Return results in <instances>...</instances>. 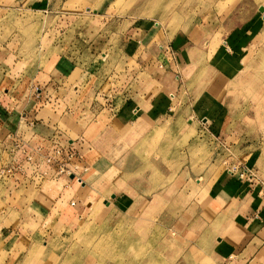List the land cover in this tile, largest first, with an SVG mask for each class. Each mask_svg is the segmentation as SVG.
Wrapping results in <instances>:
<instances>
[{
	"label": "rangeland",
	"instance_id": "rangeland-1",
	"mask_svg": "<svg viewBox=\"0 0 264 264\" xmlns=\"http://www.w3.org/2000/svg\"><path fill=\"white\" fill-rule=\"evenodd\" d=\"M35 1L34 13L21 2L10 5L0 0V80L13 79L29 65L52 61L70 50L78 56L81 65L73 77L78 78L79 92L62 91L63 98L57 102V111L69 104L74 115L58 113L64 115L59 125L66 132L64 142L68 138L91 141L92 153L102 159L100 167L107 172L95 181L99 195L91 190L92 211L80 221L75 217V234L66 235L58 215L49 218L52 214H45L47 232L54 235L50 249L58 252L48 263L38 254L36 264H213L203 252L209 246L207 241L197 245L172 239L169 220L177 215L163 207L156 193L177 173H184L200 177L203 184L224 176L233 178L242 199L249 192L264 195V0ZM41 6L45 12L38 9ZM144 33L152 36L146 54L157 50L154 46L150 50L153 43L170 42L172 50V43L183 36L198 48L180 58L179 71L174 73L177 86L183 85L182 100H170L158 127L130 141L124 137L123 126L115 123L116 112L103 111L110 102L119 106L112 93L116 88L127 90L130 102L124 106L128 111L135 106L130 100L134 93L150 86L152 93L156 87L160 90L161 82L149 84V80L170 73L163 63L154 67V63L147 65V56L139 61L138 55L132 56ZM167 58L172 61L171 56ZM4 68H9L7 76ZM108 76L112 78L107 80ZM99 92L107 95L105 104ZM232 132H237V138L230 139ZM96 158H83L85 165L81 166L90 169L80 167L78 176L90 172V162ZM80 179L60 181L76 186L72 192L83 195L86 190L87 194L90 189H84L86 184ZM56 185L48 182L44 187L54 189ZM40 186L39 182L34 189ZM2 187L0 193L5 192ZM129 188L135 192L143 189L149 201L143 212L120 215L107 208L114 199V194L109 197L110 191L118 197ZM78 206L81 215L87 208L84 202ZM256 229L258 226L252 230ZM185 232L181 228L177 234L184 237ZM218 240L213 237V244ZM23 248L20 245L17 253ZM28 252L32 255H22L21 264L37 254ZM217 264H240V258ZM256 264H264V260Z\"/></svg>",
	"mask_w": 264,
	"mask_h": 264
},
{
	"label": "crops",
	"instance_id": "crops-1",
	"mask_svg": "<svg viewBox=\"0 0 264 264\" xmlns=\"http://www.w3.org/2000/svg\"><path fill=\"white\" fill-rule=\"evenodd\" d=\"M7 1L10 5L16 1L21 2L24 8L28 6V9H36L35 0H32V3L29 0ZM43 7L38 9L45 12ZM139 40V46L132 56L138 55V61L141 57L147 56L146 61H149L147 65L154 63V67L156 63H163L165 67L169 68L170 73L163 74L162 72L156 79L149 80V84H155L154 81L161 82L160 90L156 87V91L152 93V86H150L149 89L143 88L144 91H141V88L138 93H134L130 100L135 106L129 107L128 111L124 106L129 105L126 102L130 98V94H126L127 90L124 87L116 88L112 93L114 98H117L119 106L116 108L114 103L110 102L111 105L103 111L116 112L115 123L123 126L124 137L130 141L137 139L150 129L158 127L157 121L164 116L170 100L177 97L182 100L181 87L183 85L177 86L178 81L174 79V73L179 71L180 58L185 55L189 57L198 48L183 36L172 43V50L170 42L166 45L153 43L150 50L153 49V46L157 50L154 53L146 54V48L152 43V36L144 33ZM141 47L142 50L139 53ZM180 49L182 53H178ZM72 54L73 52L70 50L56 56L52 61L41 63L40 60L39 64L29 65L21 71L22 73L16 74L15 78L0 80V185L5 190L4 193H0V264H21L22 255L28 253L32 255L28 249L37 252V254L34 253V260H28L27 264H36L38 254L40 257L44 255L45 261L43 262H47L53 254L57 255V249H50L54 242V235L50 234V231L47 232L46 219L55 214L58 215L62 221L59 225L65 230L66 235L75 234L76 230L72 227L77 224L75 217L77 216V221H80L81 216L92 211L94 207L89 200L91 190L94 189L96 192L97 183L95 181L101 179V176L105 175L103 173H107L100 167L102 159L97 160L95 153H92L91 141L78 140L76 142L68 138L64 142L63 139L66 132L60 127L59 120L64 115H58V113H71L72 115L74 113L69 108V104L60 112L57 111V102L63 98L62 91L79 92V85L76 83L78 78L75 79L73 76L81 64L78 56ZM168 55L171 56L172 61L168 60ZM147 68L149 67L147 66ZM8 70L9 68H4V76L9 74ZM82 74L80 73L78 77L80 78ZM110 78L112 76H108L107 80ZM37 87L40 91L36 92ZM100 94H102L100 99L103 103L108 100L105 98L107 95L101 92L97 95ZM145 96H149V99L142 100ZM156 101L159 104L154 108V105L157 104ZM124 110L127 112L126 114H124ZM236 134L237 132H232L230 139L237 138ZM59 146L64 149V154L59 156V159L66 160V166L73 170V174H58L55 166L45 163V156L54 154L55 149ZM67 150H71L73 153L69 160L65 159ZM27 155L32 156L30 161L27 160ZM83 158L96 159L90 162L93 164L90 172L85 176H78L81 172L80 167L87 171L90 169L81 166L85 165ZM44 168L47 170L48 176L39 181L42 188L35 190L34 186L39 184L37 174ZM227 174L231 175V173ZM184 175V173H177L167 186L156 193V198L163 207L167 206L171 215H177V218L169 220L172 225L169 229L173 232L172 239H187L192 243L197 242V245L201 240L207 241L209 246L203 249V252L208 254L207 257L213 264L233 257L240 258V264H256L264 260V195L254 196L252 192H249L245 195L246 198L242 199L237 193L241 188L233 178L224 176V178H218L216 182L203 184L200 177ZM12 177L16 178L17 183L12 181ZM80 177L86 184L84 189L88 187L90 189L87 194H85L86 190L83 191V195H80L78 190L72 192L76 186L65 185L60 181V179L66 181L65 178H67L69 181L76 182L75 180ZM48 182L57 184L56 188H45L44 184ZM235 189L236 191H234ZM142 191L143 189L139 188V191L135 192L134 189L129 188L120 192L118 197L117 194L110 191L108 195L110 197L111 194H114L111 197L114 199L107 203L109 206L107 208L120 215L139 214L143 212V208H146L149 202ZM96 195L99 193L96 192ZM81 196H83V200L79 199ZM39 197L42 198L39 199ZM82 202L87 209L80 215L81 207L78 205L81 206ZM136 206H139L138 211H134ZM48 213L52 215L46 217ZM182 224L185 227L181 226ZM254 226H258V229L252 230ZM181 228L186 231L183 234L186 235L184 237L177 234ZM64 232L60 234L61 237L65 234ZM47 233L50 235L47 236ZM213 237L219 239L215 244L212 242ZM20 245L24 248L17 253Z\"/></svg>",
	"mask_w": 264,
	"mask_h": 264
},
{
	"label": "built area",
	"instance_id": "built-area-1",
	"mask_svg": "<svg viewBox=\"0 0 264 264\" xmlns=\"http://www.w3.org/2000/svg\"><path fill=\"white\" fill-rule=\"evenodd\" d=\"M35 90L36 92L40 91L39 87H37ZM62 154H64V149L61 146H59L57 149H55L54 154L45 156V163L55 166V170L58 174L59 173H63L66 175L73 174V170L69 168L68 166H66V163H65L66 160L62 161L59 159V156H61ZM65 154H66L65 159L67 160H69L73 156V153L71 152V150L65 151ZM31 157H32L31 155H27V160L30 161L32 159ZM18 169L21 170L20 167H18ZM9 171H11V169H9ZM47 176H48V172L44 168L43 170L39 171V173L37 174V182L39 183V181L45 179Z\"/></svg>",
	"mask_w": 264,
	"mask_h": 264
},
{
	"label": "water",
	"instance_id": "water-1",
	"mask_svg": "<svg viewBox=\"0 0 264 264\" xmlns=\"http://www.w3.org/2000/svg\"><path fill=\"white\" fill-rule=\"evenodd\" d=\"M262 11H263V8L260 9V12H262Z\"/></svg>",
	"mask_w": 264,
	"mask_h": 264
}]
</instances>
